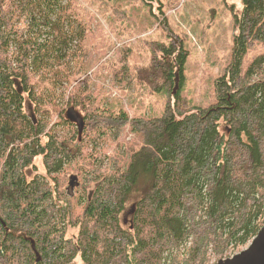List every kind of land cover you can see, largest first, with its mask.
<instances>
[{
    "label": "trees",
    "instance_id": "trees-1",
    "mask_svg": "<svg viewBox=\"0 0 264 264\" xmlns=\"http://www.w3.org/2000/svg\"><path fill=\"white\" fill-rule=\"evenodd\" d=\"M243 4L215 102L148 117L84 89L74 38L53 32L68 21L60 0H0V264H217L251 242L264 225V0ZM158 47L138 79L171 93L187 51Z\"/></svg>",
    "mask_w": 264,
    "mask_h": 264
},
{
    "label": "rangeland",
    "instance_id": "rangeland-1",
    "mask_svg": "<svg viewBox=\"0 0 264 264\" xmlns=\"http://www.w3.org/2000/svg\"><path fill=\"white\" fill-rule=\"evenodd\" d=\"M60 2L61 17L71 23L54 27V35L58 40L74 38L68 46L82 63L79 79L86 78L84 89L97 105L109 110L122 106L134 116L160 117L170 112L181 117L215 102V81L232 60L243 0ZM160 45L187 51L176 94L166 88L152 89L138 79L140 67L151 65L154 55H164ZM220 130L226 132L222 124ZM103 142L100 139L99 145ZM114 149V144L108 147L109 152ZM37 163L44 169L40 160Z\"/></svg>",
    "mask_w": 264,
    "mask_h": 264
},
{
    "label": "water",
    "instance_id": "water-1",
    "mask_svg": "<svg viewBox=\"0 0 264 264\" xmlns=\"http://www.w3.org/2000/svg\"><path fill=\"white\" fill-rule=\"evenodd\" d=\"M179 74L176 72L175 84L172 89L173 93L178 91ZM73 179L77 180V175L70 176L69 183L73 185ZM78 183V182H77ZM74 186V185H73ZM32 248L35 251L37 260L40 259L39 251L36 249L34 243ZM217 264H264V225L260 228L257 234L253 237L249 245L239 252H236L230 256L222 258Z\"/></svg>",
    "mask_w": 264,
    "mask_h": 264
}]
</instances>
